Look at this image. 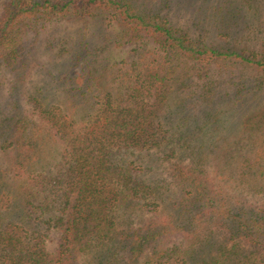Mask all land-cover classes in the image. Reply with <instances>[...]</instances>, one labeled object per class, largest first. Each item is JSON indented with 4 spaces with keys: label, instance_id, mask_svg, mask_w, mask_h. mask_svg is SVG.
I'll return each mask as SVG.
<instances>
[{
    "label": "trees",
    "instance_id": "16d2710c",
    "mask_svg": "<svg viewBox=\"0 0 264 264\" xmlns=\"http://www.w3.org/2000/svg\"><path fill=\"white\" fill-rule=\"evenodd\" d=\"M252 1L6 0L0 66L22 65L26 36L57 19L107 22L118 30L115 47L146 43L127 68L110 73L95 68L98 56L91 61L106 48L79 43L65 52L70 67L54 73L70 103L36 101L35 117L0 123L4 150L15 152L0 171V264H234L237 238L264 239V212L225 209L202 177L210 156L223 181L245 187L264 177L233 136L264 125V49L206 41L164 11L191 10L211 37L229 38ZM72 63L80 64L74 75ZM39 135L59 147L54 167L42 158ZM155 150L192 167L176 164L171 179L162 177L160 158L143 162ZM56 228L61 241L50 257L44 232Z\"/></svg>",
    "mask_w": 264,
    "mask_h": 264
},
{
    "label": "rangeland",
    "instance_id": "374dc122",
    "mask_svg": "<svg viewBox=\"0 0 264 264\" xmlns=\"http://www.w3.org/2000/svg\"><path fill=\"white\" fill-rule=\"evenodd\" d=\"M253 1L252 4H250L251 2L242 4L246 9L245 13L242 12L241 15V26L232 32L229 38L224 33L219 32L214 34L216 39L211 37L213 36L212 33L210 34L211 28L207 29L205 27L206 29H204L206 22L199 24L198 19H196L195 24V14L191 10H178L175 12L174 9H171V11L165 9L164 11L170 13L169 16L176 25L188 28L198 36L203 35L202 38L206 41H229L228 39L231 38L237 48L261 50L264 49V0ZM5 2L6 0H0V14ZM248 5L251 7H248ZM117 33L118 30L115 27H109L107 22L93 18L87 20H73L70 18L52 20L41 27L38 33H29L23 41V64L15 68L0 66V123L17 115L35 117L36 110L34 111V107L36 101L40 102L43 107L56 102L64 106L70 103L72 93L65 92L64 87L61 86V82L59 83L58 77L57 75L55 77L54 73L69 65V63H64L65 52L73 51V48L80 46L79 43H91V52H94L95 49L106 48L104 51H101V49L99 55L92 56L91 61L93 62L98 56V62H95L94 66L100 72L105 70L110 73L114 68H127V64L136 53L135 50H138L146 41L131 42L122 47H115V44L110 45V40L114 41ZM72 65L74 67L69 70H71V75H74L75 71L80 69V64L72 63ZM201 76L203 79L200 77L199 80H207L204 73ZM233 136L235 137L234 143L236 142L237 146H246V149L252 153L254 163L259 161V165L264 168V158L261 160L256 158L259 150H264V125L239 130ZM39 137L42 158L50 163L46 165L54 167L59 161V147L54 140L47 138L46 135L42 137L39 135ZM4 143L3 137L0 136L1 172L8 171V167L12 164L15 156L13 150H4ZM254 150L256 154L253 153ZM150 154V156H145L143 162H153L156 157L160 158L159 162L163 166L160 172L162 177L166 176L171 179L176 167L181 163L186 168L192 167L189 162L190 159H184L182 162L176 158L166 159L164 158V152L158 150ZM176 164L178 165L176 166ZM216 164L210 156V159H207L206 162V171L203 173L205 175L202 174L203 176H201L206 177L209 186L214 188L215 192H220V195L224 197L222 204L225 205V209H228L227 206H229L233 207L236 212L242 209L251 210L254 217H258L260 213L264 212V177L256 178L250 186L243 187L238 185L237 182L223 181L219 174L221 169ZM172 190L174 191L175 187ZM150 214L152 213H148V215ZM254 231H256V228ZM44 233L46 250L50 257H54L61 241V230L57 228L48 229ZM220 233V240H222L226 229L220 230ZM225 242V248H230L233 244V242ZM236 242L238 243L239 253L234 256L232 263L240 264L241 261L242 264V261H246V257H251L252 260L254 259L255 264H264V239H257L255 242L248 244L237 238ZM215 253L216 251L214 252L212 249L210 256Z\"/></svg>",
    "mask_w": 264,
    "mask_h": 264
}]
</instances>
